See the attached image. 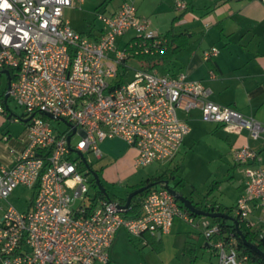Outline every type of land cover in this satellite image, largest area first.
I'll return each mask as SVG.
<instances>
[{"label":"built area","instance_id":"built-area-1","mask_svg":"<svg viewBox=\"0 0 264 264\" xmlns=\"http://www.w3.org/2000/svg\"><path fill=\"white\" fill-rule=\"evenodd\" d=\"M72 6L73 0H0V70L8 71V97L23 108L28 136L14 163L0 166V264L105 263L119 228L140 236L169 232L177 217L193 222L163 186L147 192L137 216L126 215L127 207L117 201L94 199L85 155L100 158L99 142L105 139L119 138L136 149L134 168L167 162L190 130L177 109H197L204 122L219 124L228 133L244 129L251 139L264 142V125L212 101L210 89L184 73L159 75L135 67L125 80L130 59L165 47L131 0H123L111 15L96 14L102 31L95 39L64 19V8ZM175 6L186 8L182 1ZM128 31L133 36L119 47L118 39ZM216 53L210 48L202 57L207 61ZM120 66L125 69L119 74ZM49 115L71 126L55 130ZM72 152L78 155L72 157ZM257 155L248 145L234 154L245 176L234 212L250 226L254 206L264 219V165L256 163ZM19 185L32 190L25 211L8 201ZM203 234L216 251L217 264L244 260L232 234L221 236L218 224H208Z\"/></svg>","mask_w":264,"mask_h":264},{"label":"crops","instance_id":"crops-1","mask_svg":"<svg viewBox=\"0 0 264 264\" xmlns=\"http://www.w3.org/2000/svg\"><path fill=\"white\" fill-rule=\"evenodd\" d=\"M122 1L73 0L72 7L64 8L63 17L75 31L77 30L70 20L72 13L70 12L69 16L66 9H76L77 13L73 12V15L78 14L86 19L92 17V21L86 23V30L77 32L95 39L102 31V24L96 18V14L99 12L111 15L119 8ZM131 1L136 6L138 16L147 20L149 28L158 35L164 36L171 30L174 33L185 34L188 39L186 47L179 52L182 56L177 57L179 62L176 65L161 74L157 73V67L150 71L169 76L184 73L189 80L201 81L210 89L209 98L212 101L229 106L242 116L251 117L264 125V0ZM177 1L184 2L186 8L177 9L175 6ZM132 36V31L126 32L118 39V46L122 47ZM210 48H216L217 53L206 61L202 53ZM129 61L143 68V64L135 58ZM211 71L214 77L210 76ZM8 79V74L0 70V103L3 107V111H0V166H11L28 143L23 112L20 115L16 114L8 103L12 98L5 99ZM177 115L189 125L190 130L186 135L192 131L190 122H195L200 117L197 109L188 112L177 109ZM14 117H20L21 120L13 121ZM214 126L222 127L216 123ZM223 132L227 133L226 138L235 163L231 168L232 180L236 179L238 183L234 202L227 204L223 196L216 193L206 196V192H194L190 189L188 192H178L202 210H209L210 205L215 203L231 207L233 213L234 205L245 188L244 165L234 160L235 151L242 145H248L257 151L256 163L264 165V142L251 139L244 129L237 133H228L223 129ZM113 140L119 141L127 150H132L135 159L136 149L119 138L105 139L99 142V148H109L107 143ZM171 162L172 160L158 164L164 167ZM147 166L138 168V179L129 186L130 190L132 186L162 174V170L170 171V167H164L162 170L157 168L151 172ZM239 167L242 169L239 170ZM179 177L181 176L177 170V181L171 186L175 190H178L176 187L183 186V178ZM129 191L125 192V196L122 195L125 198L108 193L113 201H118L126 199L131 193ZM260 216V209L254 206L248 218L256 229L264 227V219ZM212 219L208 216L196 215L190 223L177 217L169 232L160 235L145 232L140 236H132L124 228H119L110 245L108 261L95 264H217L216 251L203 234L208 224L215 223ZM239 264L247 263L242 260Z\"/></svg>","mask_w":264,"mask_h":264},{"label":"rangeland","instance_id":"rangeland-1","mask_svg":"<svg viewBox=\"0 0 264 264\" xmlns=\"http://www.w3.org/2000/svg\"><path fill=\"white\" fill-rule=\"evenodd\" d=\"M76 11V9H66L69 16L70 12L72 13L70 20L76 30L85 31L86 23L92 21V17L86 19L78 14L73 15V12ZM98 23L97 21V24ZM178 56H182L181 53L171 58V61L169 59L165 63L157 66V73L161 74L169 67L176 65L177 62H179ZM128 64L132 67L127 69L128 75L125 78L126 81L131 79L134 71L133 69H135V67L138 68V64L134 65L131 61H128ZM124 69L123 66H120L119 74ZM8 103L16 114L20 115L23 112V108L17 106L13 99H9ZM50 122L55 130L66 128L65 123L58 119L51 118ZM190 127L192 131L186 135L182 147L173 158L171 164L164 166L171 168L179 164L178 174L181 176L179 178H183V186L176 187L178 189L177 191L188 192L190 189L194 192H207L208 189L211 188V193L223 196L227 204L234 202L233 199L237 191L238 183L236 179L232 180L231 177L233 173V169L231 171V168H233L235 163L233 162L230 145L226 138L227 133L223 132L222 127H215L214 123L204 122L200 117L195 122L191 121ZM77 138L78 134L72 137V145ZM108 142L109 148L100 147L101 159L94 157L91 153H86L85 156L89 162L90 168L96 172L102 187L107 192H111L115 196L123 198L125 192L130 190L129 186L138 179V168H133L134 156L132 150H127L119 141L113 140ZM70 155L74 157L78 154L72 152ZM117 163H120V165H117ZM164 167L159 166L158 163H152L147 166L151 172H154L157 168L162 170ZM241 169L242 168L239 167V170ZM162 171L164 172L165 170ZM91 177H93L92 174L89 178ZM169 181V185L174 186V181H177V178L175 177V180L170 178ZM89 187L90 193L94 192L95 188L92 185ZM123 194L124 196H122ZM31 198L32 190L19 185L14 188L8 201L17 210L25 211L28 209ZM85 202L87 203L88 199L85 200ZM79 203L80 199H77L76 205Z\"/></svg>","mask_w":264,"mask_h":264},{"label":"trees","instance_id":"trees-1","mask_svg":"<svg viewBox=\"0 0 264 264\" xmlns=\"http://www.w3.org/2000/svg\"><path fill=\"white\" fill-rule=\"evenodd\" d=\"M160 37L164 39L160 45V47L161 46L163 47L165 45L164 49H161L159 52L152 53V54L146 53V54H139L135 56V59L138 60L141 64H143L142 66L144 69H147L149 71L153 70L154 68L159 66L161 63L173 58L188 44V39L185 36V34L174 33L171 30H169L164 36H160ZM178 168H179V164H176L172 168H170L169 172L164 171L162 174L158 176H152L146 179L145 181L132 186L129 192L137 188H140L142 186H145L151 182L161 181V180H170V178L174 179L176 177V172ZM91 182H92V186L95 188L93 192L94 199L103 198L106 200L113 201L112 197L106 190L105 192H101L100 190L96 189V184L94 180H92ZM152 187L147 188L146 190L132 196L129 202V205L127 207V210L125 212L126 215L137 216L141 213L142 199ZM211 192H212L211 188L208 189V191L206 192V196L211 194ZM118 201L119 203L124 204L126 202V199H120ZM180 205L184 207L181 203ZM211 208L214 209L215 211L226 213L232 216L234 219H236L238 222L239 230L241 231L245 240L251 244H254L258 250L264 253V230H262V228L256 229L254 225L250 226L247 220L240 219V217L237 216L235 212L232 213L231 207H226L224 205L212 203L209 209ZM188 213L192 217L196 216V214H193L191 212H188ZM212 220L216 224H218V226L220 227L221 236L227 238L228 235L232 234L235 240L238 255L240 257H244L243 261H246L247 264H264V257H262L256 250L251 248L249 245H246L244 243L242 238L236 232L235 226L232 221L222 219V218H213Z\"/></svg>","mask_w":264,"mask_h":264},{"label":"water","instance_id":"water-1","mask_svg":"<svg viewBox=\"0 0 264 264\" xmlns=\"http://www.w3.org/2000/svg\"><path fill=\"white\" fill-rule=\"evenodd\" d=\"M7 74H8V71L7 70H4ZM9 79H8V83H7V91L9 89ZM6 91V94H5V99L8 97V93ZM50 118H53V116L49 115ZM62 122L65 123V125L67 126H71L70 123L62 120ZM73 128V132L75 130V127L72 126ZM70 139V136L68 137V140ZM80 157L82 158L83 162L85 163L86 166L87 163L84 159V157L79 154ZM90 173L92 174L93 176V179H94V182L96 184V187L98 190H100L101 192H105V189L102 187V185L100 184L99 182V179H98V176L96 174L95 171L93 170H90ZM152 186H163L164 188H166L171 194H173L175 196V198L191 213L193 214H196V215H204V216H208L210 218H222V219H226V220H229V221H232L234 226H235V229H236V232L238 233V235L242 238V240L244 241V243L246 245H249L251 248H253L254 250H256L262 257H264V253H262L260 250H258L256 248V246L254 244H251L249 242H247L244 238V236L242 235L241 231L239 230V227H238V222L236 219H234L232 216L226 214V213H223V212H218V211H215L214 209H209V210H202L198 207H196L193 202L191 200H189L188 198H186L184 195H182L181 193H179L177 190H175L173 187H171L169 185V180H161V181H155V182H151V183H148L147 185L145 186H142L140 188H137L133 191H131V193L128 194L127 198H126V202L123 204L122 207L126 208L128 207L129 205V202L132 198V196L146 190L147 188H150ZM160 235V233H158Z\"/></svg>","mask_w":264,"mask_h":264}]
</instances>
